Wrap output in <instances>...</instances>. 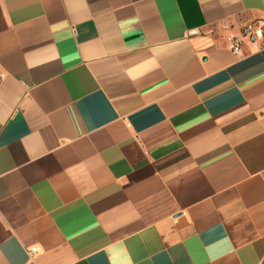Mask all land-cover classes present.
Wrapping results in <instances>:
<instances>
[{
    "label": "crops",
    "instance_id": "obj_1",
    "mask_svg": "<svg viewBox=\"0 0 264 264\" xmlns=\"http://www.w3.org/2000/svg\"><path fill=\"white\" fill-rule=\"evenodd\" d=\"M262 18L0 0V264H264Z\"/></svg>",
    "mask_w": 264,
    "mask_h": 264
},
{
    "label": "built area",
    "instance_id": "obj_2",
    "mask_svg": "<svg viewBox=\"0 0 264 264\" xmlns=\"http://www.w3.org/2000/svg\"><path fill=\"white\" fill-rule=\"evenodd\" d=\"M245 37L250 38L252 41L264 39V18L244 23L240 35H234L231 37V48L235 53L242 52V44ZM28 251L30 254L37 253L39 247H29Z\"/></svg>",
    "mask_w": 264,
    "mask_h": 264
}]
</instances>
